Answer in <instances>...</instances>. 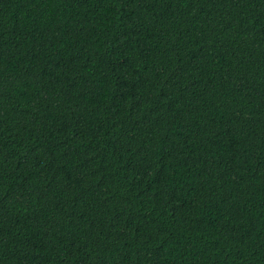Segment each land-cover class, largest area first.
<instances>
[{"label": "trees", "instance_id": "trees-1", "mask_svg": "<svg viewBox=\"0 0 264 264\" xmlns=\"http://www.w3.org/2000/svg\"><path fill=\"white\" fill-rule=\"evenodd\" d=\"M0 264H264V0H0Z\"/></svg>", "mask_w": 264, "mask_h": 264}]
</instances>
